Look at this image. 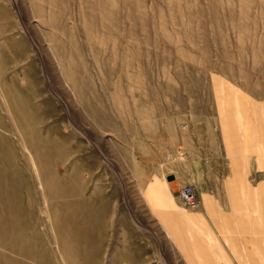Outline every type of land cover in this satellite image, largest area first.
Returning <instances> with one entry per match:
<instances>
[{
  "label": "rangeland",
  "instance_id": "rangeland-1",
  "mask_svg": "<svg viewBox=\"0 0 264 264\" xmlns=\"http://www.w3.org/2000/svg\"><path fill=\"white\" fill-rule=\"evenodd\" d=\"M233 89L264 107V0H0V264H186L153 206L201 208Z\"/></svg>",
  "mask_w": 264,
  "mask_h": 264
},
{
  "label": "crops",
  "instance_id": "crops-1",
  "mask_svg": "<svg viewBox=\"0 0 264 264\" xmlns=\"http://www.w3.org/2000/svg\"><path fill=\"white\" fill-rule=\"evenodd\" d=\"M231 93L234 108H217L220 180L196 183L201 208L175 207L179 192L153 206L186 264H264V107L245 108Z\"/></svg>",
  "mask_w": 264,
  "mask_h": 264
},
{
  "label": "built area",
  "instance_id": "built-area-1",
  "mask_svg": "<svg viewBox=\"0 0 264 264\" xmlns=\"http://www.w3.org/2000/svg\"><path fill=\"white\" fill-rule=\"evenodd\" d=\"M179 196L187 208L197 209L200 207V199L193 184L186 183L179 190Z\"/></svg>",
  "mask_w": 264,
  "mask_h": 264
},
{
  "label": "water",
  "instance_id": "water-1",
  "mask_svg": "<svg viewBox=\"0 0 264 264\" xmlns=\"http://www.w3.org/2000/svg\"><path fill=\"white\" fill-rule=\"evenodd\" d=\"M168 179L169 180H172L173 179V176H168ZM178 195H179V193H178Z\"/></svg>",
  "mask_w": 264,
  "mask_h": 264
}]
</instances>
